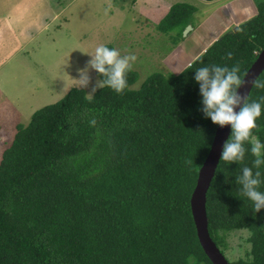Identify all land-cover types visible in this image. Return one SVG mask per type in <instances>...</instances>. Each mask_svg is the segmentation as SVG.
Instances as JSON below:
<instances>
[{
  "label": "trees",
  "instance_id": "16d2710c",
  "mask_svg": "<svg viewBox=\"0 0 264 264\" xmlns=\"http://www.w3.org/2000/svg\"><path fill=\"white\" fill-rule=\"evenodd\" d=\"M256 10L179 74L155 73L133 89L132 69L122 93L105 87L88 97L72 88L19 124L0 161V264H213L191 197L218 125L201 111L194 76L239 64L244 78L264 49V0ZM193 11L174 4L156 28L180 29L183 38ZM253 101L262 108L253 135L264 143V88H252ZM244 147L243 161L220 160L207 193L208 229L230 264H264V209L256 213L236 183L243 167L259 170L264 192V164L256 169L251 144ZM236 232L250 245L237 257L228 239Z\"/></svg>",
  "mask_w": 264,
  "mask_h": 264
},
{
  "label": "rangeland",
  "instance_id": "374dc122",
  "mask_svg": "<svg viewBox=\"0 0 264 264\" xmlns=\"http://www.w3.org/2000/svg\"><path fill=\"white\" fill-rule=\"evenodd\" d=\"M147 1L150 5L141 7ZM249 1L255 4L253 12L247 14L249 16L242 15L238 18L239 22L255 15L256 5L263 0ZM50 2L53 3L54 12L61 11L59 19L53 21L45 31L37 34L33 42L36 50L31 51L30 56L21 54L15 57L13 64L22 59L23 64L20 66L22 68H8L10 76L1 87L0 122L6 128L14 123L28 124L34 112L59 101L72 88H82L77 81L80 78L79 70L87 67V62L91 59L88 54L94 52L95 47L100 44L112 45L119 49L122 55H136L137 60L132 69L137 71L139 79L132 85L133 89L140 88L155 73L178 74L182 67L173 60V57L183 49L182 46L180 48L177 46L178 42L181 39L188 41L199 21L198 14L203 11L201 5L197 4L198 11L190 19L193 27L186 35V30L192 26L188 24L181 38L178 36L180 29L169 33L156 31L158 23L153 19L163 15L150 10L155 0H50ZM176 2L177 0L172 2V5ZM238 2L240 3V0ZM229 4L226 6L231 9ZM249 4L252 6V3ZM115 7H118L117 12L114 11ZM149 10L151 16L154 15L152 18L150 15H144L148 14ZM236 22L237 18H232L230 27ZM89 75L90 84L86 91L88 97H91L89 93L99 78L95 70H91ZM14 136L15 134L13 138L12 135L6 137L0 152L11 144ZM228 239L234 249L232 256L235 257L239 253L244 254L250 246L246 242V233H232Z\"/></svg>",
  "mask_w": 264,
  "mask_h": 264
},
{
  "label": "clouds",
  "instance_id": "9594fccd",
  "mask_svg": "<svg viewBox=\"0 0 264 264\" xmlns=\"http://www.w3.org/2000/svg\"><path fill=\"white\" fill-rule=\"evenodd\" d=\"M88 55L91 59L87 62V67L79 70L80 78L77 81L80 86L88 88L89 73L95 70L103 79L97 80L89 96L105 87L111 88L116 93H122L127 86L126 74L132 70L137 60L136 55H122L119 49L109 48L104 44L95 47L94 52ZM232 58L233 53L228 52L227 59ZM239 73V64L231 68L211 65L197 69L194 79L200 86L203 105L201 111L205 118H210L213 123L221 127L231 125V136L222 147L220 159L230 163L243 161L246 151L244 143L249 142L251 153L256 157L253 162L254 167L259 169L264 164V159L261 158L264 155V143L253 135V130L257 128L256 121L261 116L262 108L259 102L249 103L248 96L238 91L248 83L241 79ZM250 83L252 87L264 88V81L259 79ZM236 107H239V112L235 111ZM95 123V119L91 120L92 125ZM185 163L191 165L192 161L189 159ZM241 173L236 177V183L242 186L243 195L254 202V210L258 213L264 209V192L258 190L261 184V172L257 170L253 173L252 168L243 167Z\"/></svg>",
  "mask_w": 264,
  "mask_h": 264
},
{
  "label": "crops",
  "instance_id": "0c3cea01",
  "mask_svg": "<svg viewBox=\"0 0 264 264\" xmlns=\"http://www.w3.org/2000/svg\"><path fill=\"white\" fill-rule=\"evenodd\" d=\"M225 1L227 0H177V2L174 3L189 4L194 7V11L189 18V24H191L190 19L193 17L192 15L198 11L197 4L201 5V9L203 10L198 14L197 18L199 21L191 32L188 41L187 39L184 41L181 39L178 42L177 46H179V48L180 46L183 47V49L179 51L180 53L178 52V55H176V57L174 56L175 58L173 57V60L182 67L178 74L190 65L200 54L205 52L214 41L224 34V32L242 23L239 22L238 18L242 15L247 16V11L249 9V11L253 12V6H255L252 0V2L249 0H240V3L238 0H231L230 2L227 1L230 3V9L229 6H226L228 3L225 4ZM172 2H175V0H155L153 8L150 10L156 11V13L160 12L163 16L158 19H153V21L159 24L172 7ZM248 2L252 3V6ZM147 5H150V2L148 3L147 1V3L142 4L141 7L144 8ZM117 9L118 7H115L114 11L117 12ZM150 10L148 14L145 13L144 15H150L152 18L154 15L151 16ZM60 14L61 11L58 13L54 12L53 3H51L50 0H0V90L10 76V74H8L10 69L8 68H22L20 67L23 64L21 62L22 59L15 63V65L13 64L15 57L21 56V54H26L27 56L31 51L36 50L33 42L37 38V34L40 31H45L53 21L59 19ZM232 18H237V22L230 27ZM211 26H213V29L209 30ZM191 27H193V25ZM156 31L159 32L160 30L157 29ZM209 37L214 38L209 44H203L202 41L205 42V39ZM201 43L203 45H201ZM18 125L19 124L14 123L11 127L6 128V126L0 122V148L4 141H6L8 135H12V138L14 134L16 135L15 132H17ZM13 140L14 139L11 140V144ZM8 147L0 153L3 154ZM1 159L2 156L0 157V161Z\"/></svg>",
  "mask_w": 264,
  "mask_h": 264
},
{
  "label": "water",
  "instance_id": "95a60500",
  "mask_svg": "<svg viewBox=\"0 0 264 264\" xmlns=\"http://www.w3.org/2000/svg\"><path fill=\"white\" fill-rule=\"evenodd\" d=\"M191 29L192 27L189 26L186 30V35ZM263 71L264 49L259 53L256 61L253 63V65L250 67V69L242 79L248 83L242 86L238 91L241 94L247 95L249 97L253 88L250 82L257 79ZM235 111L239 112V107H236ZM231 131V125H227L224 127H221L219 125L217 126L210 152L199 170L197 183L191 197V209L197 229L198 238L206 255L209 257L213 264H230L210 236L208 229L206 202L207 193L215 177L218 165L221 160L220 158L222 147L224 143L230 138Z\"/></svg>",
  "mask_w": 264,
  "mask_h": 264
},
{
  "label": "bare ground",
  "instance_id": "6f19581e",
  "mask_svg": "<svg viewBox=\"0 0 264 264\" xmlns=\"http://www.w3.org/2000/svg\"><path fill=\"white\" fill-rule=\"evenodd\" d=\"M250 3V2H249ZM247 13L248 14H250V13H252V11H247ZM244 14V13H243ZM247 16H249V15H247ZM251 18V17H250ZM215 24V23H214ZM211 29H213V26H211V28L209 29V30H211ZM221 30V29H220ZM214 37H209V38H207V39H205V42L206 43H204L205 45H207V44H209L211 41H212V39H213Z\"/></svg>",
  "mask_w": 264,
  "mask_h": 264
}]
</instances>
